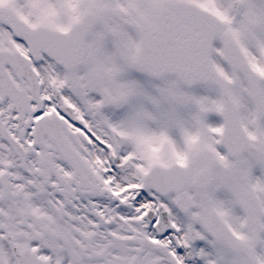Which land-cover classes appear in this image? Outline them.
Returning a JSON list of instances; mask_svg holds the SVG:
<instances>
[{"label":"snow or ice","instance_id":"snow-or-ice-1","mask_svg":"<svg viewBox=\"0 0 264 264\" xmlns=\"http://www.w3.org/2000/svg\"><path fill=\"white\" fill-rule=\"evenodd\" d=\"M0 264H264V0H0Z\"/></svg>","mask_w":264,"mask_h":264}]
</instances>
